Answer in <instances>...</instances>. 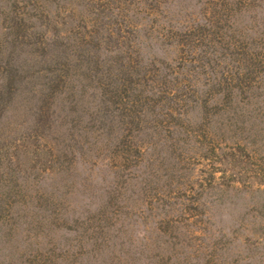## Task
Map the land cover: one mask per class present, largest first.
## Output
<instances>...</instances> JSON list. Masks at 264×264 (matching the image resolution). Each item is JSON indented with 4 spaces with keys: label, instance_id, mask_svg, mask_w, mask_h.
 <instances>
[{
    "label": "rangeland",
    "instance_id": "rangeland-1",
    "mask_svg": "<svg viewBox=\"0 0 264 264\" xmlns=\"http://www.w3.org/2000/svg\"><path fill=\"white\" fill-rule=\"evenodd\" d=\"M0 264H264V0H0Z\"/></svg>",
    "mask_w": 264,
    "mask_h": 264
}]
</instances>
